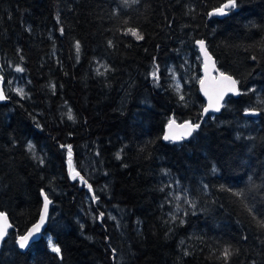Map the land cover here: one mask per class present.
Returning <instances> with one entry per match:
<instances>
[{"label": "trees", "instance_id": "trees-1", "mask_svg": "<svg viewBox=\"0 0 264 264\" xmlns=\"http://www.w3.org/2000/svg\"><path fill=\"white\" fill-rule=\"evenodd\" d=\"M222 2L0 0L9 96L0 104V211L13 224L0 264H226V247L227 264H264V233L253 219H264V0L210 18ZM129 28L144 39L126 35ZM198 40L242 94L189 140L167 143L170 119L201 122ZM100 64L111 71L97 75ZM61 145L72 146L87 184L71 179ZM42 190L52 201L48 226L22 252L14 239L39 220Z\"/></svg>", "mask_w": 264, "mask_h": 264}, {"label": "snow or ice", "instance_id": "snow-or-ice-1", "mask_svg": "<svg viewBox=\"0 0 264 264\" xmlns=\"http://www.w3.org/2000/svg\"><path fill=\"white\" fill-rule=\"evenodd\" d=\"M127 2V0H125ZM133 2H138V0H133ZM245 4V0H223V2L216 7L213 11L209 12L207 15L209 17L212 16H228L231 12L237 10L238 8L243 7ZM57 21L59 22V14H57ZM30 31V28L28 29ZM61 34H63V28L60 29ZM131 34L133 37H135L136 40H143L144 36L140 34L137 30L129 28L128 31L125 33ZM196 44L199 46L201 53L204 56V70H205V77L206 79H200L199 83L201 85V91L207 97V106L203 108V115H207L210 111L211 112H220L221 108L227 106V101H225V96L229 93H232L234 95H240L242 94L240 90L237 88L238 81L233 79L230 75H227L223 71L218 72V76L208 78L209 74V61L212 60L211 56L208 54V51L205 46V42L203 40L196 41ZM109 46H112V42L109 41ZM75 51H76V58L79 60L80 56V50L81 45L80 42L77 41L74 45ZM255 59V57H253ZM23 59V57H21ZM101 68L103 69V72L101 71ZM154 71L151 73L153 81L158 85L159 76L157 75L159 71V66L154 65ZM16 72H23L24 69L17 66L15 68ZM108 71H111L109 66L105 64H100V66L96 69L97 75H104ZM212 71H218L215 69L214 62L212 63ZM174 75V73H173ZM3 83V77L0 76V85ZM11 85V81H9V87ZM53 90L55 89V85L51 86ZM176 91L180 92V84L177 81L175 85ZM6 89L2 86H0V101L9 99V96L6 95ZM17 95H19L22 99L26 98V93L24 92L23 88L16 89ZM180 99L184 100V96L180 95ZM246 114L248 115H258L259 113L255 110L247 111ZM67 118L73 122H75V116L72 113V110L69 108L68 112L65 113ZM210 119H215V117H210ZM201 127V122H192V121H185L180 124H177L175 119H170L167 124V131L163 135V139L165 141H169L172 143H177L179 141L187 140L190 137H193V133L196 132ZM62 148L66 147L67 150V156H68V171L69 176L71 179L76 180L78 177L80 179L81 183L87 184V181L84 179L83 176L80 175V172L76 170V168L73 166L72 162V146L71 145H61ZM27 150L32 154V158L38 160L40 164H43L44 160L43 157L36 155V147L29 142L27 144ZM116 159H120V153H116ZM126 166V165H125ZM212 172L215 174L217 172V169L215 166L212 168ZM251 179V178H249ZM89 191H92L91 185H88ZM222 190H228L223 189ZM234 196L242 197L244 195L243 192H233ZM41 195L43 196V210L39 215V221L33 226L27 230L26 234L19 235L14 239V243L18 245L19 249L24 250L29 247L30 242L32 244H35L40 238V232L42 227L44 226L47 218H48V207L49 204L52 203V201L49 199L48 195L45 194L42 190ZM91 199L93 201L97 200L98 197L95 196V194L92 195ZM177 200L180 199L179 196L176 197ZM191 203V202H189ZM191 206L194 208V203L191 204ZM247 208V205H245ZM179 210V208H178ZM249 213L251 214L252 209H247ZM187 214V213H185ZM195 214L194 212L192 213ZM104 213H100L99 219L103 221ZM114 219V217H110ZM176 217L173 216V220H175ZM253 219L255 220L257 228L264 233V219H256L255 216H253ZM183 220H181V224H183ZM12 225L8 222V217L5 213L0 212V242L5 240V237L9 236L10 233L8 231L9 228H11ZM83 227V225H81ZM264 242V241H262ZM183 243V241H181ZM47 246L50 249L51 252L55 253L57 256L61 257L62 259V252L61 248L58 244L54 243L51 237L47 240ZM187 254V253H185ZM222 257L225 260L226 264L230 256L233 255V252L230 247H226L223 249Z\"/></svg>", "mask_w": 264, "mask_h": 264}, {"label": "water", "instance_id": "water-1", "mask_svg": "<svg viewBox=\"0 0 264 264\" xmlns=\"http://www.w3.org/2000/svg\"><path fill=\"white\" fill-rule=\"evenodd\" d=\"M225 16H212V17H210V18H224ZM205 42V46H206V49H207V51H208V54L211 56V58H212V60L211 61H209V74H208V78L210 79L211 77H214V76H218V72L219 71H221L220 70V68L218 67V65H217V61H216V59L213 57V55L210 53V51H209V49H208V47H207V42L206 41H204ZM197 47H198V49H199V52H200V55H201V59H202V79H206V77H205V70H204V56H203V54L201 53V51H200V48H199V46L197 45ZM214 62V64H215V69H217L218 71H212V63ZM225 73V72H224ZM227 75H230V74H228V73H226ZM233 79H235L232 75H230ZM236 80V79H235ZM0 86H2V87H4V82L2 83V85H0ZM237 88L240 90V86H239V83H238V85H237ZM199 89H200V93H201V95H202V97L205 99V101H206V105L205 106H207V103H208V101H207V97H205V95L203 94V92L201 91V85L199 84ZM229 96H234V97H237V96H239V95H234V94H232V93H229L228 95H226L225 96V101L227 100V98L229 97ZM7 101V99L6 100H3V101H0V104H2V103H5ZM224 108V107H223ZM223 108H221V110H220V112H209L207 115H203V111H202V118H201V123L207 118V117H209V116H217V115H220L221 114V112H222V110H223ZM249 111H251V110H249ZM246 117H256L257 115H248V114H244ZM176 122H177V124H180V123H182V122H178L177 120H176ZM185 122V121H184ZM167 131V127H166V129H165V132ZM195 133V132H194ZM194 133H193V135H194ZM191 138V137H190ZM190 138H188L187 140H189ZM165 141V140H164ZM184 141V140H183ZM165 142H167V143H169V141H165ZM182 141H179V142H177V143H181ZM42 200H43V196H42ZM51 206H52V203L51 204H49V207H48V218H47V220H46V222H45V224H44V226L42 227V229H41V232H40V236H41V238L38 240V241H40L41 239H42V236H43V234H44V232L46 231V229H47V226H48V222H49V217H50V209H51ZM42 210H43V207H42ZM0 212H2V211H0ZM42 212V211H41ZM3 213H5L6 215H7V217H8V222L12 225V227L11 228H9L8 229V231L10 232L12 229H13V224H12V221H11V219H10V217H9V215L6 213V212H3ZM39 221V220H38ZM37 221V222H38ZM36 222V223H37ZM33 226V225H32ZM31 226V227H32ZM30 227V228H31ZM29 228V229H30ZM26 234V233H25ZM8 237V236H7ZM7 237H5V240L7 239ZM4 240V241H5ZM4 241H2V242H0V252H1V249H2V246H3V243H4ZM37 241V242H38ZM33 244L30 242V244H29V247L27 248V249H24V250H21L22 252H27L29 249H30V247L32 246Z\"/></svg>", "mask_w": 264, "mask_h": 264}]
</instances>
